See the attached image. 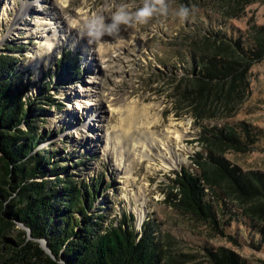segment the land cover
<instances>
[{
	"label": "rangeland",
	"instance_id": "rangeland-1",
	"mask_svg": "<svg viewBox=\"0 0 264 264\" xmlns=\"http://www.w3.org/2000/svg\"><path fill=\"white\" fill-rule=\"evenodd\" d=\"M143 3L0 0V54L16 61L15 71L28 86L23 98L27 106L34 103L46 110L37 118L31 115L38 132L47 136L35 150L57 151L59 164L69 167L63 177L98 181L88 214H104V227L126 222L138 231L152 228L161 256L172 264H227L213 254L222 249L243 264H264V221L261 227L254 225L233 202L226 205V216L219 211L218 225L205 221L184 205L180 189L172 187L183 168L197 171L192 158L198 152L207 154L206 143L199 140L202 125L245 123L251 133L248 145L229 150L225 157L253 178H264V58L251 66L249 91L228 118L196 119L198 91L181 78L184 47L191 37L220 28L228 35L247 36L252 27L264 26V0H166L168 14L155 13L145 24L121 25L117 34L92 43L82 34L80 25L86 19L100 16L107 23L120 6L131 13ZM180 6L189 9L186 20L174 15ZM46 39L54 44L50 60L38 62L37 54L48 47ZM66 53L77 59L78 70L72 76L62 74L66 65H57ZM46 83L49 100L42 99ZM131 126L136 136L150 131L155 141L145 151L152 159L140 157L141 144L132 150L119 138ZM20 129L26 131L28 125ZM175 129L182 140L175 138ZM163 139L181 155L180 164L169 167L161 161L167 154ZM44 179L54 180L56 175L35 180Z\"/></svg>",
	"mask_w": 264,
	"mask_h": 264
},
{
	"label": "trees",
	"instance_id": "trees-1",
	"mask_svg": "<svg viewBox=\"0 0 264 264\" xmlns=\"http://www.w3.org/2000/svg\"><path fill=\"white\" fill-rule=\"evenodd\" d=\"M191 40L184 47L186 67L181 78L198 91L194 116L198 120L228 118L249 91L251 66L264 58V26H254L247 36L238 37L221 28L198 31ZM76 60L70 53L58 60L59 67L67 66L62 74L74 75ZM15 70L16 61L0 54V264H172L161 256L152 228L138 231L134 223L126 222L104 227V214H88L98 181L90 184L77 182L70 174L63 177L69 167L59 164L57 151L35 150L47 136L38 132L31 115L37 118L38 112L46 110L34 103L27 106L23 98L28 86ZM49 86L43 85L42 99L49 98ZM23 123L28 125L26 131L20 129ZM202 128L199 140L206 143L207 154L198 152L192 158L197 171L183 168L172 187L180 189L184 205L205 221L218 225L219 211L226 216V205L233 202L261 227L264 178H253L225 157L229 150L241 151L248 145V126ZM52 173L54 180H35ZM18 222L29 227L34 237L45 238L55 258L38 243L27 241ZM213 254L227 264H243L224 249Z\"/></svg>",
	"mask_w": 264,
	"mask_h": 264
},
{
	"label": "clouds",
	"instance_id": "clouds-1",
	"mask_svg": "<svg viewBox=\"0 0 264 264\" xmlns=\"http://www.w3.org/2000/svg\"><path fill=\"white\" fill-rule=\"evenodd\" d=\"M58 3L62 4L63 0H58ZM155 13L168 14L166 0H144L143 6L131 13L126 7L120 6L107 23L103 17L93 16L86 19L80 25V28L82 34L89 39L90 43L98 42L105 35L117 34L121 25H129L133 22L138 24L147 23ZM174 15L181 20H186L189 16V9L185 6H180L174 11Z\"/></svg>",
	"mask_w": 264,
	"mask_h": 264
},
{
	"label": "bare ground",
	"instance_id": "bare-ground-1",
	"mask_svg": "<svg viewBox=\"0 0 264 264\" xmlns=\"http://www.w3.org/2000/svg\"><path fill=\"white\" fill-rule=\"evenodd\" d=\"M64 1L65 0H63V2ZM39 27L41 28L42 25L40 24L39 26H37V28H39ZM43 31H46V29L44 30V27H43ZM45 41H46V45L48 47H45V49L47 48L45 52L40 53V54H37V57L36 58L38 59L37 60L38 62L40 61V59H44L45 61H49L50 60V56H49L50 55V50H52V47H53L54 44H52L51 42H49L50 40H47L46 39ZM130 115L131 114H128L126 116V118H130ZM131 127L132 128L127 129L125 132H123L122 137L119 136V138H121L123 140H126L127 142H125V141H123V142L127 143L128 146L132 150L134 148H136V145L137 144H141L142 145V148H141V150H139V152L141 154L140 157L141 158H144L145 156H147V157H149V159H152V157L148 153H146V151H145V149H149L150 150L151 144L153 145V143L155 141V139H153V137L151 138L152 135H150V131L149 130H145L146 132L144 131L142 135L138 136V134H137V136H136V133L133 130L134 127L133 126H131ZM140 130H141V128H140ZM173 133L176 135L175 138H177L178 140H182L183 135L179 132L178 129H175L173 131ZM164 138H166V136H164ZM167 138H170V137H167ZM163 140L164 141L162 142V148H166L167 149V154H165L164 158L161 159V161H163L164 164L167 165V166H169V167L170 166H176V165L180 164L181 161H183L182 158H181V155L179 153H176V151H174V149L172 148V146L169 143V139H167V141L165 139H163ZM120 142H122V141H120ZM142 161H144V159ZM142 212L140 214V218L141 219L144 217V215H143L144 212L143 213Z\"/></svg>",
	"mask_w": 264,
	"mask_h": 264
},
{
	"label": "water",
	"instance_id": "water-1",
	"mask_svg": "<svg viewBox=\"0 0 264 264\" xmlns=\"http://www.w3.org/2000/svg\"><path fill=\"white\" fill-rule=\"evenodd\" d=\"M18 227L20 229L25 230L26 232V240L27 241H34L38 243L39 247L44 250L48 255H50L52 258H55V255L52 253L51 249L48 246V241L45 238H38L34 237L32 234V231L29 227H27L25 224L18 222Z\"/></svg>",
	"mask_w": 264,
	"mask_h": 264
}]
</instances>
